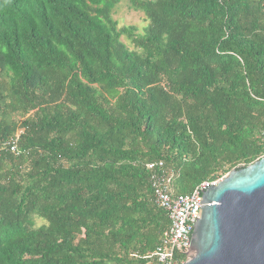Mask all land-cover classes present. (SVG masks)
<instances>
[{
    "label": "trees",
    "instance_id": "trees-1",
    "mask_svg": "<svg viewBox=\"0 0 264 264\" xmlns=\"http://www.w3.org/2000/svg\"><path fill=\"white\" fill-rule=\"evenodd\" d=\"M119 2L0 0V264H144L146 164L188 195L264 157V0H133L140 36Z\"/></svg>",
    "mask_w": 264,
    "mask_h": 264
},
{
    "label": "water",
    "instance_id": "water-1",
    "mask_svg": "<svg viewBox=\"0 0 264 264\" xmlns=\"http://www.w3.org/2000/svg\"><path fill=\"white\" fill-rule=\"evenodd\" d=\"M182 264H264V157L202 194Z\"/></svg>",
    "mask_w": 264,
    "mask_h": 264
},
{
    "label": "built area",
    "instance_id": "built-area-1",
    "mask_svg": "<svg viewBox=\"0 0 264 264\" xmlns=\"http://www.w3.org/2000/svg\"><path fill=\"white\" fill-rule=\"evenodd\" d=\"M18 134L15 139L0 144V151L8 150L18 156ZM262 137L264 139V132ZM145 168L150 174L149 185L154 205L166 214L169 226L155 250L142 257V260L144 264H182L187 259V244L196 222L202 194L216 186L225 176L202 182L188 195H177L173 191L176 176L171 169L165 168L162 162L148 163Z\"/></svg>",
    "mask_w": 264,
    "mask_h": 264
},
{
    "label": "rangeland",
    "instance_id": "rangeland-1",
    "mask_svg": "<svg viewBox=\"0 0 264 264\" xmlns=\"http://www.w3.org/2000/svg\"><path fill=\"white\" fill-rule=\"evenodd\" d=\"M133 0H120L119 4L112 11V19L117 23V26L120 27H133L135 29L134 35L140 36L143 34V30L147 25V22L143 14L139 11H135L131 8V2ZM135 1H145V0H135ZM121 42L125 46L132 50L133 46L130 40L125 37H122ZM226 177V176H225ZM34 228H38L44 225V222L41 219L34 218Z\"/></svg>",
    "mask_w": 264,
    "mask_h": 264
}]
</instances>
